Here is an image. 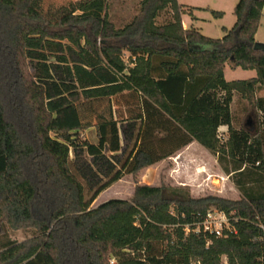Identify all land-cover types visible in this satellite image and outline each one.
I'll return each mask as SVG.
<instances>
[{
  "label": "trees",
  "instance_id": "1",
  "mask_svg": "<svg viewBox=\"0 0 264 264\" xmlns=\"http://www.w3.org/2000/svg\"><path fill=\"white\" fill-rule=\"evenodd\" d=\"M40 1L0 0V264H264V52L254 48L264 0H238L235 24L220 39L185 29L182 17L196 20L194 12L205 11L218 20L224 12L178 0H140L121 28L110 20L109 0L77 2L55 20ZM164 13L169 18L158 23ZM227 64L257 76L227 81ZM152 78L186 80L183 102L169 105L171 117L135 87ZM236 94L258 118L254 131L233 125ZM113 103L131 116L116 112L115 119ZM71 111L75 124L64 119ZM92 127L96 145L82 138ZM193 142L216 159L241 200L137 185L131 199L91 208L125 175ZM98 152L110 170L113 159L124 160L87 199L82 154L96 161ZM212 209L224 212L236 233L195 234ZM9 230L35 234L16 242Z\"/></svg>",
  "mask_w": 264,
  "mask_h": 264
},
{
  "label": "rangeland",
  "instance_id": "2",
  "mask_svg": "<svg viewBox=\"0 0 264 264\" xmlns=\"http://www.w3.org/2000/svg\"><path fill=\"white\" fill-rule=\"evenodd\" d=\"M80 1L86 0H41L40 1V11L50 17L52 20L57 19L63 10L69 9L71 5L76 4ZM186 1L185 3H193L192 5L198 6L202 5L205 7H211L208 3V0H183ZM139 2L140 0H109V17L110 20L116 25V27L121 28L127 23H129L133 17H135L139 11ZM188 7H193L191 4H188ZM230 7V6H229ZM228 9V6L227 8ZM227 10L226 18L222 22H217L215 19L212 18L210 13H199L198 17L202 20L199 21L197 24L198 27L202 29L200 32L209 38L212 39H220L224 36L222 32V28L226 27L227 29H231L235 24V16L232 10ZM217 11V10H215ZM220 12V11H219ZM168 15L167 13L163 14L162 17L158 20V23H164L167 20ZM186 20H189L186 18ZM127 62V57L125 58ZM242 72V70H240ZM237 75V74H236ZM239 77V76H238ZM246 78L239 77L236 80H245ZM233 113V125L236 129L241 127H247L251 131H254L258 125V118L252 113L251 109L247 102H245L238 94L235 95L231 107ZM82 115V114H81ZM64 119L67 123L73 122V124L77 123V117L74 115V112L68 113V115H64ZM126 125L123 128L122 132V139H121V146L126 147L127 142L125 140V135L128 137L130 130ZM87 131V130H86ZM86 131L82 132V138H86L89 142L98 144L96 133L90 132L87 133ZM223 133L222 131H220ZM102 148V147H101ZM128 150V149H127ZM103 151V149L101 150ZM99 155H103L101 152H98ZM106 154V153H105ZM127 154V153H126ZM126 155L124 154V158ZM71 158L74 160L76 155L73 151H71ZM82 160H84L87 166H84L86 171L79 167V172L82 175V181L85 185L86 190V197L90 199L91 195L96 191L99 186L107 183L112 179L116 170L121 167V164L124 159L119 160L120 163H117L113 159V168L110 170L111 162L103 155L100 159H95L96 161H92L90 157L86 155V153L82 154ZM104 158V159H103ZM111 158V157H110ZM112 159V158H111ZM110 164H109V163ZM83 163V161L81 162ZM198 162H195L193 166V171L195 172L198 167L200 169H205L206 167L209 169L208 172L204 171L202 175L199 173L197 175L198 180L197 182H201L200 185L195 186L197 197L192 196L194 198L200 199L205 198L208 196L220 197L226 200L231 201H239L241 200V195L239 191L233 185L230 177L225 176L220 171V166L218 169L217 166L213 165L210 162L200 161L198 163V167L196 166ZM109 164V165H108ZM89 165V168H88ZM219 165V164H218ZM82 166V164H80ZM169 166L165 165L162 169L155 170V171H146L145 169L140 171L136 175H131L127 177L124 181L120 184L113 185L107 192H104L103 196L97 198L91 205V208H97L100 204L107 202L111 199H122V200H129L134 194L135 187L139 184L145 183L149 184L150 186L159 187V186H173L170 181L167 179L164 170H166ZM90 169V171H88ZM107 169V171H106ZM109 169V170H108ZM83 170V171H82ZM88 171V172H87ZM87 172V175H86ZM210 173V175H209ZM207 178V179H206ZM190 190V188H189ZM191 192V190H190ZM35 234L33 230H9V239L16 242H23L25 240L31 239ZM226 261L223 258V263ZM112 259L109 260V264H111Z\"/></svg>",
  "mask_w": 264,
  "mask_h": 264
},
{
  "label": "crops",
  "instance_id": "3",
  "mask_svg": "<svg viewBox=\"0 0 264 264\" xmlns=\"http://www.w3.org/2000/svg\"><path fill=\"white\" fill-rule=\"evenodd\" d=\"M203 1V0H199ZM186 1L183 0H178V3L183 6H189L188 4H193V3H185ZM208 3L210 4L211 7H205L202 5H192L194 8H200V9H211V10H217L220 12H224V17L222 19L216 20L217 22H222L226 18L227 10L231 8L232 12L234 11L238 0H208ZM228 6V9H226ZM230 6V7H229ZM205 11H195L194 12V17L196 20H193L191 17L184 15L182 17V22H183V27L185 29H190V28H196L199 31L202 29L197 26L200 20H202L200 17H198L199 13H203ZM208 13V12H206ZM188 18L189 20H186ZM236 19V18H235ZM226 28V27H223ZM222 28V32L224 33ZM227 29V28H226ZM229 30V29H227ZM255 40L258 44H263L264 45V10H263V16L261 19V24L259 26V29L255 35ZM242 70L241 68H232L230 65H226L224 69V75L225 79L227 81H236L237 78L243 77L246 78L245 80L253 79L257 76L255 71H240ZM237 74V75H236ZM239 76V77H238ZM185 79L182 78H169L166 80H157V79H147L145 81H142L140 83H137L135 85L136 89L139 90L143 95H145L152 103H154L158 108H160L162 111H164L167 115L170 117L172 116V113L170 111L169 105L170 104H181L183 102V96H184V87H185ZM259 97L264 98V90L259 93ZM232 107V105H231ZM127 107L123 105H117L115 106L113 103V112H114V118L116 119V112H119V114L122 116V119H126L131 116V111L129 112ZM120 128V126L118 125ZM227 130L226 127H222L220 131L225 133ZM96 133V129L94 127L87 129V133L94 132ZM122 131L123 129H119V140L120 143L121 137H122ZM97 137V133H96ZM98 137H97V142H98ZM91 143V142H90ZM93 145H96L95 143H91ZM120 151L118 152H113L110 151L108 153V156L113 158V157H118L120 158ZM200 161L204 162H210L213 163V165L217 166L218 169L219 165L216 161V159L211 156L204 148H202L198 143L193 142L190 145L186 146L185 148L181 149L171 157L162 160L149 168L145 169L146 171H155V170H160L165 165H168L169 167L164 170V173L167 177V179L170 181V183L175 186V187H188L191 190V194L195 197H197L196 189L195 186L200 185L201 182H197L199 173L202 175L204 174L203 170L208 172L209 169L206 167L205 169H200L198 167V163ZM195 162H198L196 166L198 167L197 170L194 172L193 171V166ZM220 171L223 173V171L220 169ZM142 172V171H141ZM210 175V173H209ZM225 175V174H224ZM131 175H125L122 177L118 182H116L114 185L120 184L122 181H124L127 177H130ZM226 176V175H225ZM207 179V178H206ZM139 185H148L142 183ZM113 186V185H112ZM111 186V187H112ZM110 187V188H111ZM108 188L107 190H109ZM107 190L103 191L100 193V195L97 198L102 197L104 192H107Z\"/></svg>",
  "mask_w": 264,
  "mask_h": 264
},
{
  "label": "built area",
  "instance_id": "4",
  "mask_svg": "<svg viewBox=\"0 0 264 264\" xmlns=\"http://www.w3.org/2000/svg\"><path fill=\"white\" fill-rule=\"evenodd\" d=\"M258 227L263 233L262 239L264 240V223H260ZM192 231L197 235L214 237H222L224 235L227 236L228 234L236 233L227 215L217 209L208 211L204 220L198 223ZM189 232L190 230L187 228V233ZM111 264H115L114 260H112ZM222 264H228L227 259L224 263L222 260Z\"/></svg>",
  "mask_w": 264,
  "mask_h": 264
},
{
  "label": "water",
  "instance_id": "5",
  "mask_svg": "<svg viewBox=\"0 0 264 264\" xmlns=\"http://www.w3.org/2000/svg\"><path fill=\"white\" fill-rule=\"evenodd\" d=\"M254 48H255V50H259V51L264 52V45L263 44L257 43Z\"/></svg>",
  "mask_w": 264,
  "mask_h": 264
}]
</instances>
